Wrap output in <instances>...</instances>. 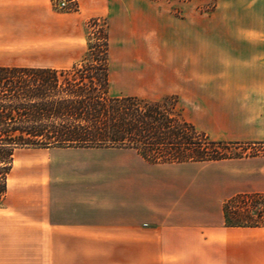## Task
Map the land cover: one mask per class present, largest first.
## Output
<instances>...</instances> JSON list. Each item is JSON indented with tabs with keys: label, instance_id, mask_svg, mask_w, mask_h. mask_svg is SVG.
<instances>
[{
	"label": "crops",
	"instance_id": "1",
	"mask_svg": "<svg viewBox=\"0 0 264 264\" xmlns=\"http://www.w3.org/2000/svg\"><path fill=\"white\" fill-rule=\"evenodd\" d=\"M178 1L179 15L154 0H0V65L69 68L105 19L120 75L160 77L161 98L214 140L264 142V0ZM251 192H264V152L152 163L128 147L18 149L0 264H264V226L225 219Z\"/></svg>",
	"mask_w": 264,
	"mask_h": 264
},
{
	"label": "trees",
	"instance_id": "2",
	"mask_svg": "<svg viewBox=\"0 0 264 264\" xmlns=\"http://www.w3.org/2000/svg\"><path fill=\"white\" fill-rule=\"evenodd\" d=\"M99 21L88 22L98 41L89 32L86 53L69 68L0 65V205L22 148L128 147L149 162L168 163L242 156L232 150L264 144L212 139L171 96L110 95L108 31ZM224 213L229 225L264 226V192L236 194Z\"/></svg>",
	"mask_w": 264,
	"mask_h": 264
},
{
	"label": "rangeland",
	"instance_id": "3",
	"mask_svg": "<svg viewBox=\"0 0 264 264\" xmlns=\"http://www.w3.org/2000/svg\"><path fill=\"white\" fill-rule=\"evenodd\" d=\"M181 4V1L178 0H170L169 2L167 0H159L153 5L161 12L165 11L166 9L168 10V13L174 14V15H179V5ZM211 7V4L209 5V8ZM166 10V11H167ZM99 25L104 28L106 26V20L105 19H99ZM88 33L93 32L94 34H91L93 41H98L96 37L99 36L98 33H96L97 26H89L87 29ZM112 49L114 51L115 49V43L112 44ZM87 50V41L85 43L81 58L78 60V62L82 59L84 54L86 53ZM114 57H111V60L108 61V67H109V94L112 96L115 95H120V94H139L148 98H161L163 96V89H162V83L160 77H154L151 80L147 81H139L137 83H134L132 79H130L128 75H120L118 72L117 65H115ZM77 62V63H78ZM154 63H157L158 65L160 64V59L158 57L157 61H154ZM144 65L143 63H140ZM172 99H175L174 102L176 101V98L174 95L171 96ZM171 99V100H172ZM176 107L180 109L182 113V107L181 104L175 103ZM241 148H237V150H232V151H238L242 152L243 155H253V154H260L261 152L264 151V144H255V145H242L240 146ZM231 151V152H232Z\"/></svg>",
	"mask_w": 264,
	"mask_h": 264
},
{
	"label": "built area",
	"instance_id": "4",
	"mask_svg": "<svg viewBox=\"0 0 264 264\" xmlns=\"http://www.w3.org/2000/svg\"><path fill=\"white\" fill-rule=\"evenodd\" d=\"M58 7L69 11L76 10L75 0H59Z\"/></svg>",
	"mask_w": 264,
	"mask_h": 264
}]
</instances>
